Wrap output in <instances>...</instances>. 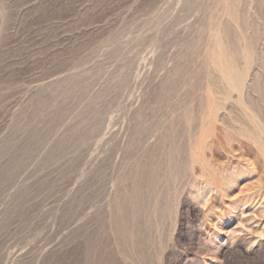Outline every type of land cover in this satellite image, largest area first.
Wrapping results in <instances>:
<instances>
[{
  "label": "rangeland",
  "instance_id": "374dc122",
  "mask_svg": "<svg viewBox=\"0 0 264 264\" xmlns=\"http://www.w3.org/2000/svg\"><path fill=\"white\" fill-rule=\"evenodd\" d=\"M0 264H264V0H0Z\"/></svg>",
  "mask_w": 264,
  "mask_h": 264
}]
</instances>
